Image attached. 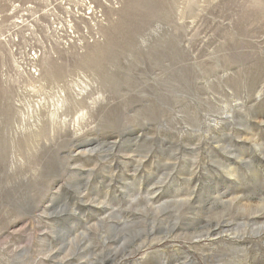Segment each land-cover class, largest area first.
I'll use <instances>...</instances> for the list:
<instances>
[{
  "label": "rangeland",
  "instance_id": "1",
  "mask_svg": "<svg viewBox=\"0 0 264 264\" xmlns=\"http://www.w3.org/2000/svg\"><path fill=\"white\" fill-rule=\"evenodd\" d=\"M0 264H264V0H0Z\"/></svg>",
  "mask_w": 264,
  "mask_h": 264
}]
</instances>
